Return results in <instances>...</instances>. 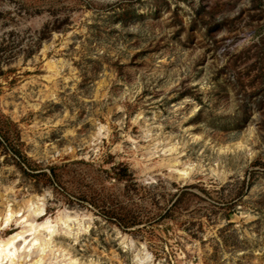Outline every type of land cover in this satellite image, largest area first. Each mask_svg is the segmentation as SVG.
I'll use <instances>...</instances> for the list:
<instances>
[{
    "label": "rangeland",
    "instance_id": "1",
    "mask_svg": "<svg viewBox=\"0 0 264 264\" xmlns=\"http://www.w3.org/2000/svg\"><path fill=\"white\" fill-rule=\"evenodd\" d=\"M37 205L42 264H264V0H0V237Z\"/></svg>",
    "mask_w": 264,
    "mask_h": 264
},
{
    "label": "bare ground",
    "instance_id": "2",
    "mask_svg": "<svg viewBox=\"0 0 264 264\" xmlns=\"http://www.w3.org/2000/svg\"><path fill=\"white\" fill-rule=\"evenodd\" d=\"M180 170H177L178 174H188L187 169ZM35 208L31 215L25 214L21 208L15 211L10 209L3 214L1 225L5 229L9 227L13 217L16 219L13 232L0 237V264H14L18 257H29L33 252L36 255L29 264H42L50 249L51 239L59 234L56 227H63L73 219V216L64 214L62 210H58L53 216L48 214L43 206L37 205ZM55 251L62 252V248L57 247ZM67 260H63L64 264L73 263L72 258Z\"/></svg>",
    "mask_w": 264,
    "mask_h": 264
}]
</instances>
